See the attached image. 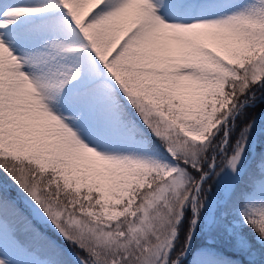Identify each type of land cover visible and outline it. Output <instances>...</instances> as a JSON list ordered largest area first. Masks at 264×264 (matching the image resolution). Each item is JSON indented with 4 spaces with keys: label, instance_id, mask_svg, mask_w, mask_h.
Returning <instances> with one entry per match:
<instances>
[{
    "label": "snow or ice",
    "instance_id": "obj_1",
    "mask_svg": "<svg viewBox=\"0 0 264 264\" xmlns=\"http://www.w3.org/2000/svg\"><path fill=\"white\" fill-rule=\"evenodd\" d=\"M0 264H264V0H0Z\"/></svg>",
    "mask_w": 264,
    "mask_h": 264
}]
</instances>
